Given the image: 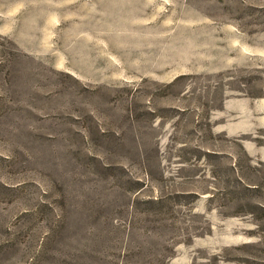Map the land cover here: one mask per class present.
<instances>
[{
    "label": "rangeland",
    "instance_id": "rangeland-1",
    "mask_svg": "<svg viewBox=\"0 0 264 264\" xmlns=\"http://www.w3.org/2000/svg\"><path fill=\"white\" fill-rule=\"evenodd\" d=\"M0 264H264V0H0Z\"/></svg>",
    "mask_w": 264,
    "mask_h": 264
}]
</instances>
